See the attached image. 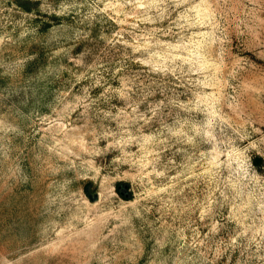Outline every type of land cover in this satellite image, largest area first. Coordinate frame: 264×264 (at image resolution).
I'll return each instance as SVG.
<instances>
[{
	"label": "rangeland",
	"instance_id": "rangeland-1",
	"mask_svg": "<svg viewBox=\"0 0 264 264\" xmlns=\"http://www.w3.org/2000/svg\"><path fill=\"white\" fill-rule=\"evenodd\" d=\"M258 155L264 0H0V264H264Z\"/></svg>",
	"mask_w": 264,
	"mask_h": 264
},
{
	"label": "water",
	"instance_id": "water-1",
	"mask_svg": "<svg viewBox=\"0 0 264 264\" xmlns=\"http://www.w3.org/2000/svg\"><path fill=\"white\" fill-rule=\"evenodd\" d=\"M128 188H129V184H127V183H121L118 185L119 192L126 197H130V195H131V193L128 191ZM87 192H88L91 199L97 200L99 198V193L98 192L91 193L89 191V187H87Z\"/></svg>",
	"mask_w": 264,
	"mask_h": 264
},
{
	"label": "trees",
	"instance_id": "trees-1",
	"mask_svg": "<svg viewBox=\"0 0 264 264\" xmlns=\"http://www.w3.org/2000/svg\"><path fill=\"white\" fill-rule=\"evenodd\" d=\"M21 6H23L24 9L26 10H31V7L28 6L26 3H20ZM264 162V158L262 156H256L254 158V161L253 163L258 167V168H261L262 167V164Z\"/></svg>",
	"mask_w": 264,
	"mask_h": 264
}]
</instances>
